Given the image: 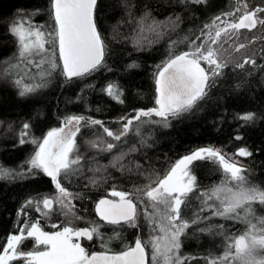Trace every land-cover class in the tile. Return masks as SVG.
Wrapping results in <instances>:
<instances>
[{
    "label": "trees",
    "instance_id": "1",
    "mask_svg": "<svg viewBox=\"0 0 264 264\" xmlns=\"http://www.w3.org/2000/svg\"><path fill=\"white\" fill-rule=\"evenodd\" d=\"M252 11L256 12L255 27L221 33L212 43L213 33L207 27L217 17L233 13L231 18L237 19ZM14 19L25 20L26 27L52 32L50 0H0V70L18 65L8 77L0 76V254L9 235L32 223L46 233L62 227L95 226L93 239L81 240L88 253H118L137 238L146 246L143 221H138V227L102 223L94 214L96 202L115 189L135 193L139 204L144 193L180 159L202 145L218 147L239 160L248 186L264 190V0H97L94 21L105 46L104 67L71 80L62 74L58 38L55 44H45V53L30 57L48 61L40 68L19 59L17 39L9 31ZM201 45L202 52L212 48L214 58L224 65L219 76H212L215 65L201 60L210 75L203 98L190 110L169 115L167 127L154 123L161 117H141L119 141L107 136L104 128L119 133L137 111L157 107L159 69L169 59ZM53 62L55 69L50 68ZM41 72H50L46 81H41ZM17 78L24 85L44 86L20 97V88L12 83ZM109 84L116 86L122 103L104 91ZM248 113L254 114L252 120L240 118ZM72 116L84 120L74 139L73 155L80 157V163L72 167L79 170L58 176L71 194L64 198V207L52 180L39 169L29 172V161L44 135ZM89 118L101 121L102 126L91 124ZM24 124L29 127L25 129ZM108 143L115 147L102 150ZM241 148L251 155L238 156ZM121 154L126 155L118 160ZM189 168L194 190L184 198L180 211V220H188L189 226L180 235L177 253L182 264H208L248 223L263 226L259 221L264 219V204L253 202L250 212L246 205L230 214L238 219L200 212V192L219 183L223 172L211 159L195 160ZM45 198L53 200L51 209L44 208ZM17 248L24 253L39 249L31 238L23 239ZM9 264L24 263L17 259Z\"/></svg>",
    "mask_w": 264,
    "mask_h": 264
},
{
    "label": "snow or ice",
    "instance_id": "2",
    "mask_svg": "<svg viewBox=\"0 0 264 264\" xmlns=\"http://www.w3.org/2000/svg\"><path fill=\"white\" fill-rule=\"evenodd\" d=\"M187 2V0H185ZM192 3H201L203 0H191ZM97 5V0H50V15L54 19V30L49 33L34 29L31 26L26 27V21L23 19L13 20L10 24L9 31L17 39L18 42V57L21 61L27 60L28 64H35L37 68L48 63L41 58L36 62L30 57L45 53V44H55V39L58 38L59 44V60L62 61V74L69 80L73 77H84L93 71H97L104 67V43L100 33L97 31V26L94 21V10ZM219 19V17H217ZM257 20L255 13L247 12L239 20L238 23L229 25L233 29L252 28L255 27ZM261 23H264L262 21ZM221 31H227L222 29ZM221 31L215 33V37L219 38ZM47 36V39H46ZM212 43H216L215 38H211ZM203 45L198 46L195 51L185 52L169 59L163 67H161L156 76V92L157 97L155 104L157 107L148 110H139L135 116L127 119V123L123 125V129L119 133H114L107 128L104 132L108 137L119 141L122 136L130 131L133 121H139L141 117L157 116L161 117L160 123L164 127L168 126V117L178 116L181 113L188 111L199 99L206 94L207 82L210 75L205 68L201 67V60L209 65H215L211 69L212 76H219L220 69L224 66L218 63L215 57V52L212 48H208L206 52H202ZM240 47H243L241 45ZM247 63V61H246ZM18 65H11L9 69L0 70V76L8 77L11 74V69L17 68ZM57 65L53 62L50 64L51 69H55ZM131 67V65L129 66ZM50 72H41V81H46V77ZM13 85L20 88L18 95L24 97L29 93L35 92L38 88L43 87L44 83H36L34 85H24L22 78H17L12 81ZM117 102L122 103L120 94H117L116 86L109 84L104 89ZM244 121H249L254 118V114L248 113L240 117ZM125 119V118H121ZM84 117L72 116L66 118V125L75 122L80 125ZM91 124H101L98 120H91ZM25 129L29 127L24 124ZM79 131L77 127L75 132H70L68 135H61L63 129H53L47 133L43 141L38 145V151L29 161L30 168L40 169L49 177L60 194L58 202L61 206L66 207L64 198L71 194L62 186L58 180V176L71 174L79 169H74L73 165H79L80 157L70 158V153L74 150V137ZM23 135V133H22ZM239 139V137H237ZM21 143L24 140L21 139ZM35 143V141H33ZM97 145L94 143L93 147ZM115 145L108 143L104 151H111ZM124 155L118 158L123 160ZM238 156L247 157L251 153L245 148H241L237 152ZM213 159L219 161L226 175L224 185L229 182H235L233 187H216L212 190L211 195H204L209 199L212 196L218 197L221 192L226 193V196L221 200L224 205L222 211L217 210L214 215H219L224 218L238 219L236 214L237 209L247 205L246 211H251V204L259 202L264 204V190L258 187L248 186L247 179L242 173L244 169L238 167L235 163H230L225 159V156L219 150L213 148H200L190 155L180 159L167 173V175L159 180L156 187L147 190L144 195L149 198L154 207L163 205L161 209L163 215L162 221H167V226H160V230L165 232V240L163 251L159 239L153 241V260L158 256L163 255L164 264H182L181 259L177 256L172 259L170 255L173 250L180 248V235L189 225L187 222L177 224L180 220L181 205L185 203L183 197L193 191L195 178L189 173L188 165L195 160ZM111 166L115 167L113 163ZM123 165H121V170ZM97 168L96 171H100ZM17 175L23 176V173ZM91 183H96L93 179ZM139 191V190H138ZM112 197H119L118 201L109 199H100L95 206L97 215L101 220L110 224L126 223L129 227H138L137 208L135 202V193H126L113 189L110 192ZM31 203V201H29ZM43 206L46 209H51L53 201L45 198ZM70 203V201H69ZM70 210V209H69ZM156 226L155 222L149 221ZM260 225H264V219L259 221ZM255 231L261 234L256 235ZM97 233V228H84L74 230L70 227H64L62 231L54 233H46L42 231L35 223L27 230V237H35L37 245H45L44 251H29L27 253L19 252L17 246L21 243L23 235H11L8 237L7 244L3 248V254H0V264H8L9 260L24 258L25 264H145V247L142 241L137 238L135 247H130L127 251H123L117 255H106L104 253L89 254L79 242H73V237L77 240L85 238L92 240L94 234ZM235 248V257L243 261V264H264V259L257 260L254 256V251L257 248L264 249V227L257 228V224H250L248 232L229 242L224 256L217 259H210L208 264H225L231 255V249Z\"/></svg>",
    "mask_w": 264,
    "mask_h": 264
},
{
    "label": "rangeland",
    "instance_id": "3",
    "mask_svg": "<svg viewBox=\"0 0 264 264\" xmlns=\"http://www.w3.org/2000/svg\"><path fill=\"white\" fill-rule=\"evenodd\" d=\"M252 12L255 13V19H256V12H254V11H252ZM245 13H247V12H243L240 16H238L237 19H233V17L231 18L230 15L233 14V13L225 14V15L219 17V19L216 18L207 27L208 31H210L209 34L213 33L211 35L214 38H216L215 37V33L217 31H221L222 29H226L227 30L226 33H228L231 30H235V29L229 27V25L234 24V23H238L239 20H240V18ZM248 29H251V28H248ZM221 33H225V31H221ZM209 34H208V37H209ZM65 122H66V120L61 124L60 127L53 128V129H61L62 128L63 129V132L61 133V135H68L70 132H75L76 131V129H77L78 126L75 124V122H73L72 124H67V125H66ZM53 129H50L49 131H51ZM47 133L44 135V137L47 135ZM43 138L40 141V143L43 141ZM74 139H75V137H74ZM96 140H97V138H95L92 142H95ZM200 148H213V149L219 150L220 153L225 156V159L228 160V162L235 163L238 167H241V168L244 167L242 165V163H240L239 160H237L236 158H234L233 156L229 155L227 152H225L224 150H222V149H220L218 147H214V146H211V145H202V146L198 147L196 150H198ZM36 151H38V146L36 148ZM36 151H35V153H36ZM73 151L70 153V158H76L77 157V156H74L73 155ZM35 153H34V155H35ZM205 159H208V158H205ZM211 160H213V159H211ZM213 161L217 162L218 165L221 167L222 172H223V179L219 183H217L216 185H214L212 187H209L208 189H206L204 191H201L200 194H199L200 195V203H199L200 204V209H199V211L200 212H209L211 215H214L213 213L216 212L217 210H221L222 211L224 205L221 204V200L224 199V197L226 196V193L221 192V193L218 194V197L212 196L210 199L207 196H205L204 194L207 193L210 196L212 190L214 188H216V187L226 186V187H233L234 188V186H235V182H229L227 185H224V178H225V176L226 175H230V174H226L224 172L222 166L219 164V161H217V160H213ZM189 166L190 165H188V171L192 175ZM40 171H42V170H40ZM47 177H49V176H47ZM49 178L51 179V177H49ZM193 190H194V185H193ZM192 192L187 193V195L185 197H187L188 195H190ZM59 196H60V194H58V197ZM107 197H109L110 199H113V200H117L119 198V197H112L110 195V193H109V195ZM185 197H183V199ZM153 203L154 202H152L149 198H147L146 195H144L141 198V200H140V202L138 204V208H137V220H136V223H138V221L141 220V221H143L145 223V227L147 228V230H146V232H147L146 233V240H145L146 246H144V247H145L146 252H147L148 264H164L163 255H160V256L157 257L156 260H153V254H154L153 241L156 240L157 238H161V239H159V243L161 245V251H163V246H164V243H165V240L163 239V237H165V232H163V231L160 230V226H165L166 227L167 224H168V222L161 220V217L163 215L161 209L163 208V205H159L157 207H154L153 206ZM52 206H53V204H52ZM214 216L222 217V216H219V215H214ZM150 220L153 221V222H155L156 226H154L153 223H149ZM183 222H187L188 225H189L188 220H179L176 223L177 224H180V223H183ZM32 224H30L28 226H26V225L23 226L19 230L18 233L12 234V235H21L22 234L23 235V239L31 238V239H33L34 243L36 244L35 237H27V230L30 229V226ZM250 224H252V223H248L247 226L245 227L244 231L240 235H238L237 237H235V238H238L239 236H241V235L245 234L246 232H248L249 227H250ZM125 225L128 226V224H126V223H125ZM262 227H264V225ZM63 228L64 227L58 228L54 232H56V231H62ZM80 229H84V228H79V229H74V230H80ZM54 232H51V233H54ZM51 233H49V234H51ZM255 234L256 235H260L261 233L259 231H255ZM9 236H11V235H9ZM8 237H7V240H8ZM82 239L83 238L77 240L75 237H73V242H79L81 244V240ZM179 239H180V237H179ZM234 239L231 242L234 243ZM7 240H6V244H7ZM6 244H5V246H6ZM227 245H226L225 249L222 251V253L218 257L209 258V260L210 259H217L218 260L219 258L223 257L225 251L228 250L227 249ZM37 246L39 247L38 251H44L46 249V246L45 245H37ZM230 251H231V255L229 256V259H228V261L225 262V264H243V261L242 260L234 258L235 257V248L233 247ZM177 252H178L177 250H173V252L170 254L172 256V259H175L178 256V253ZM1 254H3V251L1 252ZM254 256H255V258L257 260L264 259V249H262V248L255 249ZM18 259H21L23 261V263L25 264V259L24 258H18ZM180 259L182 261V258H180ZM13 260H17V259L9 260L8 261V264L11 261H13Z\"/></svg>",
    "mask_w": 264,
    "mask_h": 264
},
{
    "label": "water",
    "instance_id": "4",
    "mask_svg": "<svg viewBox=\"0 0 264 264\" xmlns=\"http://www.w3.org/2000/svg\"><path fill=\"white\" fill-rule=\"evenodd\" d=\"M246 29H248V28H246ZM58 47H59V44H58ZM61 63H62V61H61ZM200 63H201V62H200ZM201 67L205 68V67L202 65V63H201ZM62 68H63V65H62ZM205 70H206V69H205ZM100 199H109V200H113V199H110V198L107 197V196L101 197ZM100 199H99V200H100ZM99 200H98V201H99ZM118 200H119V198H118L117 200H114V201H118ZM98 201L96 202V204L98 203ZM96 204H95V206H96ZM94 214H95V217L97 218V220H99L100 222L105 223V224H110V223H107L106 221L100 219V217H99V216L97 215V213H96L95 207H94ZM122 223H123V222H122ZM135 241H136V239L134 240L133 244H132L130 247H135ZM130 247L126 248V249L123 250V251H127ZM123 251H121V252H123ZM121 252H118V253H109V252H99V251H96V252H92V253H104V254H106V255H117V254H119V253H121ZM90 254H91V253H90ZM145 264H148V258H147V252H146V249H145Z\"/></svg>",
    "mask_w": 264,
    "mask_h": 264
},
{
    "label": "flooded vegetation",
    "instance_id": "5",
    "mask_svg": "<svg viewBox=\"0 0 264 264\" xmlns=\"http://www.w3.org/2000/svg\"><path fill=\"white\" fill-rule=\"evenodd\" d=\"M121 224H125V223H121ZM90 254V253H89ZM148 258V257H147Z\"/></svg>",
    "mask_w": 264,
    "mask_h": 264
}]
</instances>
